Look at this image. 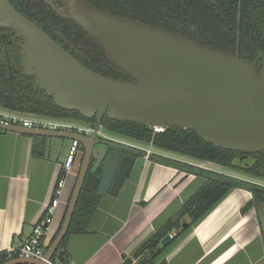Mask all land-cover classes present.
Wrapping results in <instances>:
<instances>
[{
    "label": "water",
    "instance_id": "1",
    "mask_svg": "<svg viewBox=\"0 0 264 264\" xmlns=\"http://www.w3.org/2000/svg\"><path fill=\"white\" fill-rule=\"evenodd\" d=\"M44 1L79 25L103 49L108 61L131 77L113 78L89 68L9 0H0V28L11 30L19 39L23 75L57 106L95 119L91 132L24 127L0 119L2 131L77 140L83 148L62 225L45 252L47 260L68 231L81 189L116 195L136 160L123 151H141L146 156L135 145L99 138L104 116L143 123L155 131L193 130L205 142L224 149L264 150V65L258 69V58L249 62L240 56L239 35L231 52L101 9L88 0H60L61 5ZM92 156L94 166L101 164L100 176L88 172ZM224 181L239 185L235 179ZM171 239L167 233L161 245ZM17 262L48 264L31 258L2 264Z\"/></svg>",
    "mask_w": 264,
    "mask_h": 264
},
{
    "label": "trees",
    "instance_id": "2",
    "mask_svg": "<svg viewBox=\"0 0 264 264\" xmlns=\"http://www.w3.org/2000/svg\"><path fill=\"white\" fill-rule=\"evenodd\" d=\"M9 1L89 68L113 78L131 79L128 74L108 61L103 49L79 25L72 19L59 15L44 0ZM54 1L61 5L60 0ZM88 1L101 9L177 31L202 44L226 51L235 50L239 35L240 56L249 62L258 58V69L264 65V0ZM18 42L19 39L11 30L0 28V109L21 117H44L78 123L86 127L93 126L94 118L88 119L78 111L65 110L57 106L51 97L33 86L31 78L23 75ZM102 126L112 134L146 145L151 144L153 148L177 157L212 162L228 170L239 171L255 180L264 181V150L245 154L205 142L193 130L170 127L155 131L143 123L112 120L106 116L102 119ZM42 147L41 143L34 144V154L42 156V153L39 154L40 150H43ZM242 155L247 157L244 158ZM150 156L190 171L200 170L183 160L157 152ZM204 173L206 179L200 187L133 253L135 262L125 257L122 264H168L164 253L170 244L207 215L235 187L224 181L232 178L226 173L211 170H204ZM64 176L65 170L62 169L58 178ZM241 181L245 183L242 187L251 189L252 192V198L241 207L240 211L244 213L252 205H258L261 192L254 187L258 186L257 182L245 179ZM100 198L97 190L81 189L68 231L52 257L55 263L56 258L62 264L67 263L66 247L69 238L87 231ZM64 216L65 212L59 228ZM185 222L188 224L183 227ZM172 230L175 233L171 241L162 246L161 239ZM16 257V253L9 255L7 251H1L0 264Z\"/></svg>",
    "mask_w": 264,
    "mask_h": 264
},
{
    "label": "crops",
    "instance_id": "3",
    "mask_svg": "<svg viewBox=\"0 0 264 264\" xmlns=\"http://www.w3.org/2000/svg\"><path fill=\"white\" fill-rule=\"evenodd\" d=\"M71 142L0 130V252L20 245L44 214ZM36 143L43 146L38 152L42 156L33 152ZM166 153L169 155L163 151L160 154L183 160ZM140 157L141 164H136L138 157L116 195H101L87 231L69 238L66 264H122L125 257L135 262L133 253L206 179L205 173H199L201 168L190 171L150 155ZM76 162L66 175L60 203L48 230L49 243L62 221L76 178ZM184 162L200 165L195 160ZM231 194L170 244L164 253L168 264H246V255L241 252L246 250V242L241 243L235 235L245 226L240 210L248 199L240 202L234 196L231 203L224 205ZM236 214L238 219L233 222ZM170 233L173 237L175 231Z\"/></svg>",
    "mask_w": 264,
    "mask_h": 264
},
{
    "label": "built area",
    "instance_id": "4",
    "mask_svg": "<svg viewBox=\"0 0 264 264\" xmlns=\"http://www.w3.org/2000/svg\"><path fill=\"white\" fill-rule=\"evenodd\" d=\"M0 119L10 123L20 124L24 127H42L59 130H79L85 132L90 131V128H87L86 126L52 118L21 117L19 115L11 113L0 112ZM145 151L146 156H149L153 153L150 146L146 148ZM78 156L79 142L77 140H72L64 163L65 176L62 178H58L56 187L54 189L53 197L47 205L44 214L35 223L31 234L16 248H10L7 251L9 255L11 253H16L17 258L19 259L31 258L36 260H46L48 264H56L52 259L47 260L45 258V252L50 244L48 240V230L52 223L53 216L56 213L60 203V197L62 195V191L66 183V175L72 168L74 162L78 159ZM14 264L32 263L17 262Z\"/></svg>",
    "mask_w": 264,
    "mask_h": 264
},
{
    "label": "rangeland",
    "instance_id": "5",
    "mask_svg": "<svg viewBox=\"0 0 264 264\" xmlns=\"http://www.w3.org/2000/svg\"><path fill=\"white\" fill-rule=\"evenodd\" d=\"M0 112L3 113H8L5 112L3 110L0 109ZM78 124V123H76ZM106 134L107 137L124 142V143H128V144H132V145H136V146H141V147H146V144H140V142L136 141V140H132L129 138H125L119 135H115L112 134L111 132L106 131L103 127L100 128V132L99 135ZM152 151H154L155 153L157 152H162L161 150L155 149V148H151ZM164 152V151H163ZM165 154L169 155L168 153L164 152ZM172 156V155H171ZM138 161L136 162V164H141L142 162V157H139L137 159ZM184 160H191V159H183ZM197 162V161H196ZM198 163V162H197ZM208 163L206 165H204V163L199 162L200 165L196 166L197 168H201L205 171H210L209 168H214V172H220V173H226V174H232V175H237L240 176L241 179L245 178V180H253V181H257L259 183H263L264 181L261 182L260 180H255L253 178L247 177V176H241V174L236 173L235 171H231L228 170L226 168H222L221 166L215 164V163ZM212 165H216L215 167ZM205 166V167H204ZM76 167H78V163L76 162ZM204 167V168H203ZM208 168V170H206ZM233 192V194H231ZM238 193V194H237ZM231 194L224 202V205L231 203L234 200V196L237 197V199L240 202L245 201L246 199L250 198V193L247 190H243V189H239V188H232L230 190V192L228 193V195ZM240 194V195H239ZM227 195V196H228ZM243 206V205H242ZM251 208V207H250ZM248 209L247 212L244 213H240L241 218L245 220V226L241 227L240 231H236V237L241 239V243L246 242V250H241L242 253H245L246 255V264H264V250L261 249L262 245H261V239H260V235H259V228L258 225L254 219V212L253 209ZM241 212V211H240ZM237 217L233 218V222L235 220L238 219V215L236 214ZM261 246V247H260ZM57 264H62L57 258L55 259Z\"/></svg>",
    "mask_w": 264,
    "mask_h": 264
},
{
    "label": "flooded vegetation",
    "instance_id": "6",
    "mask_svg": "<svg viewBox=\"0 0 264 264\" xmlns=\"http://www.w3.org/2000/svg\"><path fill=\"white\" fill-rule=\"evenodd\" d=\"M103 127V126H102ZM87 128H90V131L89 132H91L92 131V126H87ZM100 132V131H99ZM99 138H103V136H106V134H103V136L102 135H99V133H98V135H97ZM107 137V136H106ZM118 141V140H117ZM119 142H121V141H119ZM124 143V142H123ZM128 144V143H127ZM141 145L142 144H144V143H140ZM136 146V145H135ZM151 147V148H153L152 147V145L150 144V145H147V148L148 147ZM137 147H139V148H142L141 150H145L146 149V147H141V146H137ZM104 148H107L106 146L104 147ZM82 151H83V148H82V146L79 144V156H78V159L76 160L77 161V163H78V167H76V176H77V172H78V168H79V164H80V162H81V160H82ZM123 153L124 154H130V155H133V156H135V158L137 159L138 157H140L141 156V151H140V153H137V154H135L134 152H131V151H126V150H124L123 151ZM245 154H248V153H245ZM244 158H246L247 157V155H242ZM96 161V159L92 156L91 157V162H90V165H89V168H88V172H92V173H94V174H96V175H98V176H100L101 175V164H99L98 166H94V162ZM136 161V160H135ZM135 165V164H134ZM134 165H133V167H134ZM214 166V165H213ZM133 167H132V169H133ZM215 167V166H214ZM223 168V167H222ZM132 169H131V171H132ZM214 169V168H213ZM212 169V170H213ZM131 171H130V173H131ZM232 171V170H231ZM235 172L236 173H239V174H241V176H247V175H245V174H243V173H241V172H239V171H236L235 170ZM130 173L128 174V176L130 175ZM229 176H231L232 178L231 179H235V180H237V181H239V185H237V186H235V188H239V189H243V190H247L249 193H250V198H252V192L249 190V189H247V188H245V187H242L243 186V184L245 185V183H243V181H241L242 179L240 178V176H237V175H232V174H228ZM128 176H127V178H128ZM247 177H249V176H247ZM126 178V179H127ZM76 179V178H75ZM245 178H243V180H244ZM247 180H248V178H247ZM249 181H250V179H249ZM251 181H253V180H251ZM261 181V180H260ZM253 182H257V181H253ZM261 182H263V181H261ZM257 184H258V186H254L256 189H259V191L261 192V194H260V199L258 200V202H257V204L258 205H252V207L250 208V209H253V212H254V219H255V221H256V223H257V225H258V228H259V235H260V239H261V245H262V249L264 250V184L263 183H259V182H257ZM249 186V185H248ZM249 198V199H250ZM248 199V200H249ZM247 200V201H248ZM246 201V202H247ZM245 202V203H246ZM244 203V204H245ZM243 204V205H244ZM247 212V211H246Z\"/></svg>",
    "mask_w": 264,
    "mask_h": 264
}]
</instances>
